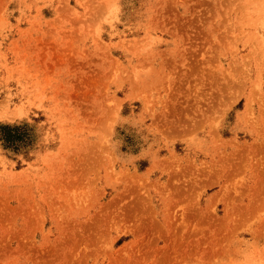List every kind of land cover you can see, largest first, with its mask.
<instances>
[{
  "label": "rangeland",
  "instance_id": "rangeland-1",
  "mask_svg": "<svg viewBox=\"0 0 264 264\" xmlns=\"http://www.w3.org/2000/svg\"><path fill=\"white\" fill-rule=\"evenodd\" d=\"M0 264H264V0H0Z\"/></svg>",
  "mask_w": 264,
  "mask_h": 264
}]
</instances>
